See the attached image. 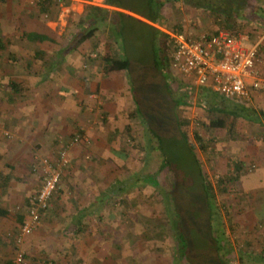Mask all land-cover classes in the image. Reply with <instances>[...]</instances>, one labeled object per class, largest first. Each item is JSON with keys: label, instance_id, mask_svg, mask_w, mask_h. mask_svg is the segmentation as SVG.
I'll return each mask as SVG.
<instances>
[{"label": "rangeland", "instance_id": "1", "mask_svg": "<svg viewBox=\"0 0 264 264\" xmlns=\"http://www.w3.org/2000/svg\"><path fill=\"white\" fill-rule=\"evenodd\" d=\"M10 1L25 10L37 7L30 0ZM121 2L149 14V9L139 0ZM260 4L263 5L264 0ZM16 8H12L13 11ZM202 8H192L180 0L166 2L162 8V23L172 28L179 24L181 28L191 27L194 32L203 26V30L209 31V25L219 23L217 18L224 13ZM221 8L234 10L236 6L224 1ZM73 21L66 25L63 34L52 33L56 42L45 43L43 60L30 67L35 72L28 81L15 82L14 88L6 79L0 80V264H14L19 253L22 255L20 264H173V242L158 231V224L165 222L166 214L161 198L150 183L163 185L166 175L160 172L146 177L157 163L155 157H145L141 149L146 139L140 122L148 124L149 131L158 130L160 126L172 131L176 116L188 121L184 129L215 187L219 224L232 247V262L239 263L241 254L243 264H252V259L264 264V128L230 116H224L230 124L227 128L206 127L218 114L201 103L197 95L200 86L192 85L171 69L172 92L191 91V97L174 109L149 64L134 65L137 68L130 73L132 84H128L123 71H111L102 60L109 51L104 44L107 35L103 25L107 21L100 22L96 30H90L84 42L58 63L55 55L58 47L77 31ZM109 26L115 29L113 35L119 39L120 48L129 44L147 51L152 45L151 32L136 20L115 15ZM24 43L20 40L17 44L24 46ZM50 57L53 63L45 65L44 58ZM260 59L256 67L264 75ZM114 91L119 95L114 96ZM89 94L94 100L90 101L94 103L91 108L84 104V97ZM234 101L264 111L262 94L256 95V102L252 99ZM135 102L139 103L140 118L133 114ZM27 108L32 109L34 121L22 114ZM195 129L204 139V150L193 138ZM76 136L79 141L69 145L68 163L48 209L42 213L39 225L17 242L18 228L27 214V200L40 186L35 165L42 158L54 160L55 145L68 143ZM234 161H239L241 167L237 177L217 184L216 180L228 174ZM136 177L141 178L122 194L111 197L97 209L90 207L111 184ZM186 183L183 181L188 188ZM192 207L190 200L186 209L192 211ZM83 208L91 212L77 220V213ZM9 213L13 218L7 215ZM19 215L21 223L15 219ZM258 250L262 255H258ZM200 255L192 253L195 264L196 261L211 264L209 254L202 259Z\"/></svg>", "mask_w": 264, "mask_h": 264}, {"label": "trees", "instance_id": "2", "mask_svg": "<svg viewBox=\"0 0 264 264\" xmlns=\"http://www.w3.org/2000/svg\"><path fill=\"white\" fill-rule=\"evenodd\" d=\"M146 8L149 9V14H144L133 10L132 8L122 5L121 0H105V4L115 6L118 8L127 9L131 12H135L143 18L153 22L160 17V10L166 2H176L178 0H139ZM184 5L195 7H204L212 13L221 12L229 15H242L248 16L252 11L260 9L259 6L253 5V2H260L261 0H180ZM226 1L232 5H235L234 10L222 9L221 4ZM252 1V2H251ZM203 2V3H202ZM204 2L206 4H204ZM193 3V4H192ZM37 6L49 5V2L38 1ZM253 5L252 8L250 7ZM240 6V8H239ZM116 13L110 15L108 9L91 5L86 3L84 5V12L78 21L77 31L71 34L66 43L61 44L58 49L57 56L58 63L63 61L66 54L72 50H76L77 47L84 42L87 38V33L91 30L94 31L100 22H104L111 19L115 15L126 16L129 19L138 21L130 15L115 11ZM111 17H110V16ZM110 24L105 23L102 27L109 33L111 37L115 29H110ZM154 29L151 27V30ZM181 30V26L176 27ZM151 32V47L147 50H138L136 47L127 45L121 47L119 50L111 49L109 42L105 41V47L109 50L102 60L107 64V67L111 71H123L127 78V83L132 84L131 70L137 68V66L143 63L149 64L151 70L159 77L160 86L165 92L169 104L174 109L177 106L183 104L186 98L191 97V91H177L172 92L169 80L170 77V45L168 42L167 34L156 31ZM214 33V32H211ZM23 37L33 43H42L44 41L56 42L54 37H50L46 34L36 32H25ZM119 40V39H118ZM113 45H118V41ZM125 44H127L125 42ZM142 49V48H140ZM12 87L17 85L10 83ZM197 95L202 104L208 105L212 110L218 114V118L211 120L206 124V127L210 129L227 128L230 124L224 116H230L232 118H241L250 123H256L258 126L264 128V111L259 109L255 110L245 105L235 102L233 99H224L218 93L206 86H200L197 90ZM139 103L133 104V114L136 116L138 113ZM176 116V115H175ZM140 118V116L138 115ZM142 120V119H141ZM145 130V145L141 146L144 150L145 157H155L157 166L155 170L146 174V177L154 176L160 172L165 173V183L160 185L155 181L150 182L154 186V192L161 198V203L166 214V220L159 225V234L169 238L173 242L172 249V261L173 264H195L192 258V253H201L200 259L205 254H209L211 264H243L241 254H239V263L232 262L230 255L232 254V247L227 243L225 233L222 229L220 222V208L215 199V187L209 180L207 173L204 171L200 160L195 153L194 143L191 141L184 126L188 124L186 119L181 120L178 116L173 118L174 128L172 131L167 130L165 127L160 126L158 130H148V124L140 122ZM150 129V128H149ZM193 138L196 140L199 148L204 150V139L196 129L193 131ZM146 160L144 159L143 162ZM175 164V165H174ZM66 166L62 167V170ZM241 169L239 161H234L231 165L228 174H224L219 177L216 182L221 184L223 180L230 177H237L238 171ZM62 174V171H61ZM61 177V176H60ZM149 177V178H150ZM181 177L183 178L181 181ZM141 177L128 178L120 180L119 183H113L104 191L102 196L95 199L90 207L96 209L102 203L107 202L108 199L115 195L122 194V191L136 184ZM61 179V178H60ZM183 181H187L188 188ZM191 190V191H190ZM188 192H191L189 194ZM193 192V193H192ZM51 200V198H50ZM193 203L192 211L186 209V205ZM98 206V207H97ZM48 209V208H47ZM43 210L42 213L47 210ZM91 211L88 208H83L80 213H77V220H80L83 216H88ZM10 218H13L12 214H7ZM75 218V217H74ZM15 219L21 223L22 216H16ZM76 220V221H77ZM196 264L198 262L196 261ZM252 264H257L252 259Z\"/></svg>", "mask_w": 264, "mask_h": 264}, {"label": "built area", "instance_id": "3", "mask_svg": "<svg viewBox=\"0 0 264 264\" xmlns=\"http://www.w3.org/2000/svg\"><path fill=\"white\" fill-rule=\"evenodd\" d=\"M59 3L61 0H30ZM86 3L104 6L105 0H86ZM170 45V69L184 77L194 86L209 85L224 99H249V89L256 94L264 92V75L256 67L258 43L245 45L242 35L226 30L215 33L194 32L191 27L165 31ZM78 136L68 143L55 145V159L42 158L35 169L39 173L40 186L27 200L26 218L20 224L15 240L17 242L40 223L42 211L49 207L59 186L62 167L68 163L69 145L76 144ZM22 262L19 253L14 264Z\"/></svg>", "mask_w": 264, "mask_h": 264}, {"label": "crops", "instance_id": "4", "mask_svg": "<svg viewBox=\"0 0 264 264\" xmlns=\"http://www.w3.org/2000/svg\"><path fill=\"white\" fill-rule=\"evenodd\" d=\"M3 1L7 0H0V5L4 6L3 8H0V68L3 69H0V80L1 78H4L8 83L14 84L15 82H25L28 81L30 75L34 74L35 72V69H30V67H34L36 64H38V62H41L43 60L42 55L43 53L45 54V43L47 41H44L42 43H33L26 40L23 37V33L36 32L46 34L53 38L52 33H56L58 35L63 34L62 31L66 29V25L73 20V23L77 30V23L84 12V5L86 4V0H61V2L59 3H50L49 5L43 6V8H41L42 5H39L36 7V9L31 10L22 9L21 6H13V2L10 0H8V2ZM253 5L259 6L260 9H258L256 12L252 9V11L246 17L242 15L224 14V16H220L217 18L219 23L209 25L208 32L215 33L218 30L222 29L233 34L242 35L244 38L243 42H246L248 45H254L258 43L259 47L257 52V60L259 61V59L261 58L260 64L264 65V4L261 5L260 2L257 1L256 4L254 3ZM253 5H251L250 7L252 8ZM14 7L17 8L13 11L12 8ZM101 7L108 9L110 15L116 13L115 11H120L134 18H137L138 22L145 25L149 29V31L151 30V27L154 28L151 30L152 32L160 31L165 33L166 30L170 31L176 29L174 27L172 28L163 25L162 22L164 21V18L162 16V8L160 10L161 13L159 19L151 22L143 18L139 14L131 12L127 9L110 6L108 4ZM208 15L210 16L211 14L209 13ZM41 17H43V19H39ZM107 24H110L109 20H107ZM179 26L181 25L179 24ZM202 27L203 26L196 30H198V32L205 31L202 29ZM205 28L207 27L205 26ZM105 33L107 35V32ZM20 40L26 42L24 43L25 47L17 44L18 42H20ZM106 42L110 43L111 49H120L118 45L112 46V44H114L113 42L116 43V41L114 37H111L110 33L109 37H107L106 39ZM60 46L58 48H60ZM26 52H28V54ZM68 54L65 55L64 59L67 58ZM6 55L9 59H6ZM53 60L54 59H51V57L48 59L44 58L43 62L45 63V65H51L53 63ZM19 66H23V68L20 69ZM206 87L211 88L209 85H207ZM10 92H12V90H10ZM249 94V100L252 99L254 100V102H256V91L249 89ZM115 95H119V93L114 91V96ZM262 95H264V92H262ZM6 97L10 96L6 95ZM91 97L92 94L84 97V104H87L89 108L94 106V103L90 102L94 101L90 99ZM245 106L249 108L251 107L256 110V107L254 105L245 104ZM33 113H36V111H34ZM22 114L29 115V118L32 119V121L36 119L31 115L32 109L30 108H27ZM56 116H58L57 120H59L58 112L56 113ZM67 117L69 118V116ZM257 252L258 255H262L259 250Z\"/></svg>", "mask_w": 264, "mask_h": 264}]
</instances>
